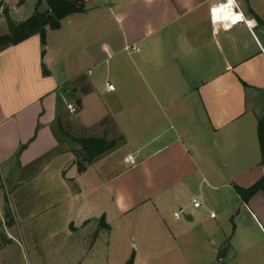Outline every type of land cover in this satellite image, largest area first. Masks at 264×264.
<instances>
[{
  "label": "crops",
  "instance_id": "0c3cea01",
  "mask_svg": "<svg viewBox=\"0 0 264 264\" xmlns=\"http://www.w3.org/2000/svg\"><path fill=\"white\" fill-rule=\"evenodd\" d=\"M85 1L45 44H0V264L13 245L29 264H264L242 246L264 236V191L236 190L264 175V0H235L230 27L210 11L225 0ZM29 2L0 7L48 8ZM74 138L116 146L81 171Z\"/></svg>",
  "mask_w": 264,
  "mask_h": 264
},
{
  "label": "trees",
  "instance_id": "16d2710c",
  "mask_svg": "<svg viewBox=\"0 0 264 264\" xmlns=\"http://www.w3.org/2000/svg\"><path fill=\"white\" fill-rule=\"evenodd\" d=\"M46 3L47 10L43 12L36 10L24 21L17 22L8 17L11 35L0 37L1 45L17 44L34 34H40L42 42L45 44L47 27L58 29L61 26L62 19L68 15L86 11L85 0H46ZM5 12H8V8H5ZM258 136L262 156L261 163L264 166V116L260 118L258 123ZM74 140L81 146L77 161L81 171L99 156L116 146L114 141H107L103 138H74ZM236 190L244 201H249L255 193L261 190L264 191V175L250 187L236 186Z\"/></svg>",
  "mask_w": 264,
  "mask_h": 264
},
{
  "label": "rangeland",
  "instance_id": "374dc122",
  "mask_svg": "<svg viewBox=\"0 0 264 264\" xmlns=\"http://www.w3.org/2000/svg\"><path fill=\"white\" fill-rule=\"evenodd\" d=\"M11 2H13V1H11ZM95 2H96V4H100V5H101V3L104 4V0H97ZM95 2H93V3H95ZM31 4H33V0H30L29 4L26 5L25 9H28V7H29L28 5H31ZM90 4H92V3H90ZM13 6L14 5L10 3L9 4V9L12 8ZM1 13H2V15L7 16V18L10 17L11 19H13L12 16L10 15V11L9 10H8V12H5V10L3 9V11ZM13 20H15V19H13ZM15 21H17V20H15ZM1 35L2 36L11 35V30H10L9 23L7 24V28L5 30H3ZM67 37H68L67 34L63 35V38H67ZM0 44H1V42H0ZM118 142H120V138H118ZM221 211L222 210L217 208V207L215 208V211H214L215 215L218 214L219 218H222ZM208 214H211V213L209 212ZM182 219H184V216L182 217ZM250 236H251L250 241H247L246 244H244L241 241L242 242V246H243V250H246L247 253L249 255H251V256L254 253H257L259 255L260 252L264 251V236L261 235V232L256 227H252L251 228ZM0 240H3V237L1 235H0ZM14 247H15V245H13V254L10 255V258H9V260L12 261L11 264H29V261H28L26 255H24L21 251H16L15 250L16 248H14ZM243 255L244 254H242V256ZM254 259L256 260V262L259 261L258 257L254 258ZM58 264H68V263L64 262V263H58ZM122 264H128V263L124 262Z\"/></svg>",
  "mask_w": 264,
  "mask_h": 264
},
{
  "label": "built area",
  "instance_id": "2783aa9c",
  "mask_svg": "<svg viewBox=\"0 0 264 264\" xmlns=\"http://www.w3.org/2000/svg\"><path fill=\"white\" fill-rule=\"evenodd\" d=\"M224 6L227 7V8H231L232 11L235 12L239 17H237L235 19H231L229 22L225 21V20L221 21L220 14H221V10L223 9ZM3 9H5V6L1 5L0 10L3 11ZM210 11H211V16L214 19V21L222 22V25L225 26V27L233 26L235 23L242 22V21L247 22L243 12L239 9V6H238V4H237V2L235 0H225V1L220 2V3H216V4H214L211 7ZM226 22H228V23H226ZM126 49L130 50V51L131 50H138V47H136V46H132V47L127 46ZM108 88L113 90L115 88L114 84L108 83ZM68 109L70 110L71 113H75L78 110L77 106H75L74 104H71V103L68 104ZM125 160L130 165L137 164V159H136V157L133 154H129L126 157ZM201 204H202V201L199 198H194L193 201H192V205L195 208L200 207ZM186 214H187V211L184 208H181L180 210H178L175 213V217L176 218H182ZM211 216L215 217L216 215H215V213H211Z\"/></svg>",
  "mask_w": 264,
  "mask_h": 264
},
{
  "label": "bare ground",
  "instance_id": "6f19581e",
  "mask_svg": "<svg viewBox=\"0 0 264 264\" xmlns=\"http://www.w3.org/2000/svg\"><path fill=\"white\" fill-rule=\"evenodd\" d=\"M220 19L221 21L225 20V21H230L231 19H235L237 17H239L235 12L232 11L231 8H227V7H223V9L221 10V14H220ZM226 22V23H228Z\"/></svg>",
  "mask_w": 264,
  "mask_h": 264
}]
</instances>
